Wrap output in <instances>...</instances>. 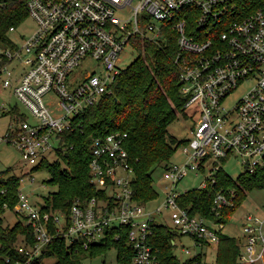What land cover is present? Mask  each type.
Wrapping results in <instances>:
<instances>
[{"label": "built area", "instance_id": "2783aa9c", "mask_svg": "<svg viewBox=\"0 0 264 264\" xmlns=\"http://www.w3.org/2000/svg\"><path fill=\"white\" fill-rule=\"evenodd\" d=\"M25 0L35 30L21 43L12 42L0 53L3 87L14 93L32 117L14 115L0 144L17 149L34 167L45 160L43 152L60 147V135L74 129V118L104 95L120 73V54L132 39L175 40L183 108L196 104L199 118L193 133L182 144V163L164 168L162 199L154 207L133 195V169L125 146L126 132L94 136L89 145V178L98 194L75 198L67 212L42 209L20 188L10 204L0 182V224L6 211L24 218L30 240L17 235L11 264H42L44 251L57 236L65 248L87 249L105 243L108 236L123 240L128 251L115 264H160L150 243L151 224L167 210L179 235L195 246L216 245L223 223H215L180 205L177 183L188 172H206L199 187L215 181L223 164L235 159L242 173L264 168V0ZM128 8L121 20L116 10ZM15 29L10 26L9 31ZM99 62L74 86L70 78L83 59ZM21 72L15 74V66ZM97 71V70H96ZM242 87L237 98L225 99ZM56 96L55 104L45 100ZM240 172V173H241ZM186 191V190H185ZM234 189L218 191L212 209L235 204ZM44 204V203H43ZM263 222L251 214L243 224L247 239L238 259L253 264L263 257ZM13 226V225H12ZM219 229V230H217ZM256 233V234H253ZM257 245L259 248L257 249ZM189 252V249H185ZM9 258L6 259V262Z\"/></svg>", "mask_w": 264, "mask_h": 264}, {"label": "trees", "instance_id": "16d2710c", "mask_svg": "<svg viewBox=\"0 0 264 264\" xmlns=\"http://www.w3.org/2000/svg\"><path fill=\"white\" fill-rule=\"evenodd\" d=\"M257 2L254 0L252 3ZM26 16L25 0H0V41L12 45L8 36L9 27L15 26ZM131 43L136 56L120 69L111 83L112 93L102 96L97 103L75 116L74 129L60 135V147L55 150V161L49 163L41 160L34 167H46L50 173L47 182L57 187L44 198L42 209L67 212L75 198L88 199L98 194L89 178V145L94 136L114 131L127 134L125 146L134 173V199L138 202H151L158 197L153 187L154 171L161 166L166 168L178 145L187 141L178 140L168 132L176 111L182 109L185 101L180 92L178 67L173 60L176 44L171 36H167L166 40L135 37ZM11 113L21 116L15 109ZM19 181L20 177L12 173L6 174L4 178L0 175V182L7 188L5 198L10 204L15 201ZM263 184L264 168L257 169L254 174L241 172L235 178L224 169H219L214 182H208L205 187L187 189L179 195L178 201L191 213L225 224L245 199L247 192ZM230 189L236 192L235 204L221 208L216 214L212 209L214 195L218 191ZM27 230L28 227L20 222L13 226L0 224V264H11L16 256L14 246L17 235L25 234L30 240ZM178 236L173 228L157 221L152 222L150 243L160 264H243L238 259L240 246L236 238L221 232L214 262L203 261L201 253L180 261L173 253ZM48 246L44 254L55 256L54 264H81L82 257L94 256L110 249H117L119 257L122 251L129 250L124 247L123 240L114 241L110 236L105 243L77 251H68L59 236Z\"/></svg>", "mask_w": 264, "mask_h": 264}, {"label": "rangeland", "instance_id": "374dc122", "mask_svg": "<svg viewBox=\"0 0 264 264\" xmlns=\"http://www.w3.org/2000/svg\"><path fill=\"white\" fill-rule=\"evenodd\" d=\"M115 15L121 20H126L130 16L128 8L120 9L115 11ZM35 20L29 15L26 16L22 21L15 25V29L8 32L9 38L17 43L21 44L36 28ZM8 45L5 42L0 41V53L7 49ZM136 56V52L127 45L120 54V66L125 67L128 65ZM15 62L9 64L15 66ZM21 66H15V74L21 72ZM97 70V71H96ZM93 71L101 73L102 68L99 66V62L92 58L83 59L79 65L73 70L70 78L77 83L81 82L85 75L92 73ZM4 76H0V135L4 134L7 129L10 119L14 116L13 109L21 116L26 117L28 121L32 120L29 112L17 99L13 84L8 87H3L2 80ZM242 91V87L239 88L234 94L228 96L224 103L232 102L229 99L232 97L237 98ZM50 99L54 104L57 99L54 94L46 95L45 100ZM199 118V109L194 103L187 109H179L176 111V117L174 121L168 126V132L178 140H185L192 136L193 128L196 121ZM44 159L49 163L57 159V155L53 149H48L43 152ZM185 159L182 144L178 145L173 155L169 159L168 166L173 164L182 163ZM63 165V164H62ZM223 169L231 177L235 178L241 171L240 164L235 160L223 164ZM164 167L157 168L153 173V187L158 192V197L149 202L150 207H154L162 199L163 185L167 181L163 178L162 173ZM14 174L21 177L22 182L20 188L23 192L29 194L30 199L37 206H41L44 203V198L51 192L56 190V185L49 184L47 181L50 178V173L46 167H40L34 169V164L25 163L17 149L7 143L0 144V175L3 178L6 174ZM206 172H188L180 181L177 183V190L183 192L187 189L197 188L201 182L205 179ZM251 214L258 217L263 222L264 231V184L261 187H255L247 192L245 199L242 201L240 206L236 208L234 213L228 218L223 227L219 230L221 233L236 238L240 247H243L247 239L248 233L244 232L243 224L246 219V215ZM17 221L24 222V218L12 211H6L2 218L3 226H12ZM157 222L163 225L173 228L174 225L169 217L167 210H163L161 216H157ZM256 234V233H253ZM189 249L186 252L185 249ZM259 245H257V249ZM174 255L180 260L185 261L199 253L202 254V260L207 263L215 261L217 256L216 245L211 244L203 248H197L194 241L186 236L179 235L176 237L175 246L173 247ZM56 261L55 256H47L42 260V264H54ZM81 264H115V252L113 249L107 250L106 252L99 253L94 256L86 255L81 258ZM253 264H264V253L263 257Z\"/></svg>", "mask_w": 264, "mask_h": 264}, {"label": "crops", "instance_id": "0c3cea01", "mask_svg": "<svg viewBox=\"0 0 264 264\" xmlns=\"http://www.w3.org/2000/svg\"><path fill=\"white\" fill-rule=\"evenodd\" d=\"M14 115H16V114H14Z\"/></svg>", "mask_w": 264, "mask_h": 264}]
</instances>
